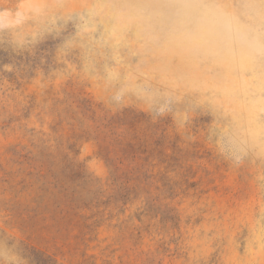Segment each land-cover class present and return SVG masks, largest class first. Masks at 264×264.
<instances>
[{"label": "rangeland", "instance_id": "obj_1", "mask_svg": "<svg viewBox=\"0 0 264 264\" xmlns=\"http://www.w3.org/2000/svg\"><path fill=\"white\" fill-rule=\"evenodd\" d=\"M10 257L264 264V0H0Z\"/></svg>", "mask_w": 264, "mask_h": 264}, {"label": "trees", "instance_id": "obj_2", "mask_svg": "<svg viewBox=\"0 0 264 264\" xmlns=\"http://www.w3.org/2000/svg\"><path fill=\"white\" fill-rule=\"evenodd\" d=\"M116 118L117 116H112L104 118L107 120L105 123V127H109V133L110 135L115 136L116 141L119 142V147L121 148V152L125 154L128 158V164H124L127 169L128 173L130 175V180L135 181V182H145L149 177L147 175V170H146V159L144 158L145 150L141 146V143L137 142V139L140 137L135 136V140L132 141V139L129 142H125V138L119 134L116 133L114 130L116 126Z\"/></svg>", "mask_w": 264, "mask_h": 264}, {"label": "clouds", "instance_id": "obj_3", "mask_svg": "<svg viewBox=\"0 0 264 264\" xmlns=\"http://www.w3.org/2000/svg\"><path fill=\"white\" fill-rule=\"evenodd\" d=\"M123 99L124 97L117 93V94H114L110 97V100L109 102L112 103V104H120L123 102ZM9 264H18V258L17 259H13V258H9Z\"/></svg>", "mask_w": 264, "mask_h": 264}]
</instances>
